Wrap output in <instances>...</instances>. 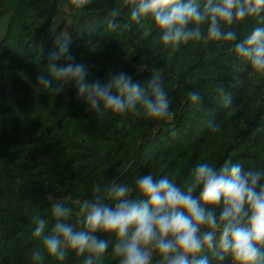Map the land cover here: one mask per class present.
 <instances>
[{
    "label": "trees",
    "instance_id": "obj_1",
    "mask_svg": "<svg viewBox=\"0 0 264 264\" xmlns=\"http://www.w3.org/2000/svg\"><path fill=\"white\" fill-rule=\"evenodd\" d=\"M121 3L91 0L76 9L70 0H0V264H33L32 252L43 247L32 235L36 218L51 227V207L59 202L72 208L76 224L78 203L93 199L97 184L134 188L139 175L151 173L182 185L201 162L219 167L231 160L264 171V77L229 51L234 42H189L174 51L147 21L121 30L130 9L116 19L120 29H109V14ZM256 26L250 19L231 30L242 40ZM65 35L88 82L124 72L146 86L161 74L172 115H100L77 98L74 85L59 93L40 87L37 77ZM218 84L231 95V107H224ZM190 91L202 95L199 105ZM97 235L109 241L102 264H118L114 235ZM86 255L69 252L64 261L46 255L44 264H83Z\"/></svg>",
    "mask_w": 264,
    "mask_h": 264
},
{
    "label": "clouds",
    "instance_id": "obj_2",
    "mask_svg": "<svg viewBox=\"0 0 264 264\" xmlns=\"http://www.w3.org/2000/svg\"><path fill=\"white\" fill-rule=\"evenodd\" d=\"M70 2L82 9L91 0ZM122 9L130 14L121 30L147 21L161 44L174 51L189 42H234L229 51L247 62L252 75L264 77V0H122L109 14V29L121 28L116 19ZM250 19L259 26L238 40L231 26ZM57 44L58 51L47 58V72L37 77L43 89L59 93L74 85L77 98L100 115L132 113L158 120L172 115L161 74L152 75L146 86L124 72L104 83L88 82L86 65L75 62L67 36L58 37ZM216 91L224 107H231L225 88L218 84ZM188 97L197 105L202 99L198 91ZM209 127L221 130L212 120ZM93 191V199L78 203L76 224L70 222L72 208L59 202L51 207V227L48 220L36 218L32 235L43 247L32 252L33 264H44L46 255L64 261L69 252L87 254L83 264H102L109 241L97 233L114 235L118 264H211L209 254L216 264H264V171L246 170L231 160L219 167L201 162L182 185L148 173L135 179L134 188L113 181L97 184Z\"/></svg>",
    "mask_w": 264,
    "mask_h": 264
}]
</instances>
